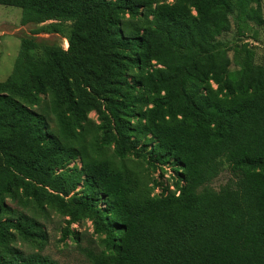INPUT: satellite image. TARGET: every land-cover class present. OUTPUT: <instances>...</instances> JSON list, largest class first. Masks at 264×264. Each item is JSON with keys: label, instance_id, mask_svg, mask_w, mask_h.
Wrapping results in <instances>:
<instances>
[{"label": "trees", "instance_id": "1", "mask_svg": "<svg viewBox=\"0 0 264 264\" xmlns=\"http://www.w3.org/2000/svg\"><path fill=\"white\" fill-rule=\"evenodd\" d=\"M261 1L0 0L39 26L0 81V264H55L16 247L50 212L62 240L90 223L92 264H264V64L220 39L264 23ZM129 157L171 182L144 192Z\"/></svg>", "mask_w": 264, "mask_h": 264}, {"label": "rangeland", "instance_id": "2", "mask_svg": "<svg viewBox=\"0 0 264 264\" xmlns=\"http://www.w3.org/2000/svg\"><path fill=\"white\" fill-rule=\"evenodd\" d=\"M170 1V0H169ZM261 15L264 20V0L260 3ZM21 9L13 6L0 5V81L4 80L10 73L14 59L17 55L20 38L24 36H32L31 30L39 27L38 25L29 23L20 24ZM35 40L42 44H58L64 49L67 47V41L64 37L55 33H39L33 35ZM229 47V56H233V47H246L254 52V60L257 63L264 64V23L257 25L250 22L244 29L243 33H237L235 29L220 37ZM235 68V66H232ZM38 112H42L48 119L51 129L56 130L53 116L49 113L47 103H42L37 107ZM89 118L96 122L94 113L89 114ZM87 139L91 140L93 134V123L86 126ZM101 156L112 160L116 165L122 161L115 158L110 148H104ZM79 165V159L75 160ZM126 167L134 170L143 185V191L149 190L155 181H159L162 185L169 184L173 178V173L169 167H165L163 171L159 169L153 170L141 160L129 157L123 161ZM230 178L229 167L224 163L218 176L210 183V186L217 190ZM160 191V186H156L152 193ZM64 218L55 212H50L47 219L38 217L42 228L46 232L47 241L40 245L39 243L16 242L18 247L24 254L38 253L47 256L55 262V264H92L83 249L96 250L95 236L92 234V227L88 221L80 224H72L71 228L79 232L80 239L78 242L71 239H61V230L65 226Z\"/></svg>", "mask_w": 264, "mask_h": 264}]
</instances>
